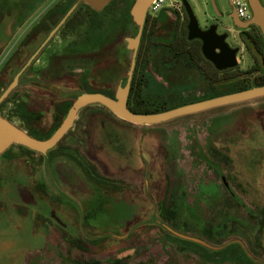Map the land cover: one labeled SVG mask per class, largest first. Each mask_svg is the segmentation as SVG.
I'll return each instance as SVG.
<instances>
[{
    "label": "rangeland",
    "instance_id": "374dc122",
    "mask_svg": "<svg viewBox=\"0 0 264 264\" xmlns=\"http://www.w3.org/2000/svg\"><path fill=\"white\" fill-rule=\"evenodd\" d=\"M50 1L13 30L0 0V94L19 69L13 54L25 61L47 34L39 29L25 39L34 19L50 3L70 6ZM186 1L201 28L217 18L209 0ZM226 1L213 0L219 13L229 10ZM133 3L111 0L101 13L82 4L17 80L0 118L43 140L85 90L113 97L130 68L125 38L137 33ZM9 4L13 11L17 4ZM231 26L222 21L217 32L229 29L226 43L246 71L253 60ZM69 43L75 47H64ZM164 52L154 47L148 55L146 100L173 105L233 92L229 86L209 91L186 56L164 65ZM52 53L68 56L55 70L47 62ZM21 108L36 115H21ZM242 220L260 225L264 247V97L151 126L128 125L88 105L45 155L18 144L0 154V264H252L243 255L242 263L229 259L234 245L212 252L168 232L215 247L241 239L251 249L252 230L240 229Z\"/></svg>",
    "mask_w": 264,
    "mask_h": 264
},
{
    "label": "water",
    "instance_id": "95a60500",
    "mask_svg": "<svg viewBox=\"0 0 264 264\" xmlns=\"http://www.w3.org/2000/svg\"><path fill=\"white\" fill-rule=\"evenodd\" d=\"M111 0H75L72 6L68 9L59 23L55 28L49 33L48 37L45 39L40 48L31 56L29 61L25 66L18 72V74L13 79L12 83L7 87V89L0 95V103L6 99L14 88L19 76L24 72L28 65L35 58L37 53L41 48L52 38L55 32L63 25V23L69 18V16L81 5L84 4L94 12L100 13L105 7L110 3ZM183 9L187 14L188 24H187V40H199L201 43V55L202 57L212 63L218 72L225 71L228 69L236 68V54L237 50L231 48L226 43L227 34L218 35L216 31V26L212 25L206 31H201L196 20V17L187 3L186 0H178ZM210 4L215 10V14L220 17L221 13L215 7L213 0H209ZM152 0H134L131 7V18L133 23L137 26V34L132 38H125L127 43V48L132 51L130 68L127 72V77L125 79L124 86L117 87L115 95L113 98L101 93H84L77 97L70 108L68 109L64 119L62 120L59 127L54 131V133L45 140H38L30 137L25 132L13 126L10 122L5 119L0 118V154H2L6 149H8L12 144H18L32 152L45 155L49 150L54 148L56 144L61 140V138L72 128L74 120L78 112L88 106V105H98L107 109L115 117L126 121L132 125H144L151 126L159 123H166L176 118L186 117L192 114L201 113L211 109H217L220 107H225L229 105H235L243 103L249 100H255L264 97V86L250 88L240 92H232L220 97H213L201 102H194L184 106H178L165 112H158L154 114H136L132 113L127 109L129 89L132 83L133 71L136 65L137 52L139 50V43L141 35L143 34L145 18L148 14V9ZM251 12V18L245 22L238 20L235 14V9L227 1L229 12L226 15V19L230 20L233 27L237 30H245L250 26L256 27L264 39V7L260 3V0H247L246 1ZM170 231V230H169ZM171 234L177 236V238L194 242V244L205 247L206 249L212 250V252L220 251L227 245H232L238 243L237 241L228 242L221 247H213L212 245L195 239V237H190L186 235L178 234L177 232L170 231Z\"/></svg>",
    "mask_w": 264,
    "mask_h": 264
},
{
    "label": "trees",
    "instance_id": "16d2710c",
    "mask_svg": "<svg viewBox=\"0 0 264 264\" xmlns=\"http://www.w3.org/2000/svg\"><path fill=\"white\" fill-rule=\"evenodd\" d=\"M87 8L92 12V9L89 7ZM186 35L187 31L182 26L180 28H178L177 25L173 27L172 22H168L164 18L158 19L157 17L146 16L141 40V48L137 55L136 69H134L132 83L129 89L128 104H126L127 109L130 112L144 115L154 114L191 103L183 100L181 103L179 102L169 105L162 102H151L141 96L143 70L147 66L148 55L154 47H164L165 52L163 55V63L167 66H171L178 57L186 56L189 63L198 70L197 72L199 76L206 81L209 88L208 90L211 92L228 86L232 87L234 93L250 88L252 89L264 86V39L256 27L250 26L248 29L242 31V36H240L241 42L245 45L253 60V67L246 71L240 70L237 66L236 68L218 72L212 63L202 57L201 43L199 40L188 41ZM85 92L99 93L100 91L92 92L87 89ZM69 105L70 104L66 106L63 113H60L62 119L65 117L68 109L70 108ZM98 107L107 111L112 117L117 119V117L111 114L104 107ZM24 116L28 115L24 114ZM121 121L127 123L126 121ZM61 122L62 121H56L53 127L54 129L52 131L50 130L43 140L49 138L59 127ZM127 124L131 125L129 123ZM67 133L64 136H66ZM28 135L32 138L40 139L36 137L35 134H32L31 131L28 132ZM26 150L31 152L28 149ZM220 179L225 187L227 183L224 177L221 176ZM232 198L242 206L244 205L237 196H233Z\"/></svg>",
    "mask_w": 264,
    "mask_h": 264
},
{
    "label": "flooded vegetation",
    "instance_id": "af4514ba",
    "mask_svg": "<svg viewBox=\"0 0 264 264\" xmlns=\"http://www.w3.org/2000/svg\"><path fill=\"white\" fill-rule=\"evenodd\" d=\"M9 1L10 0H2V2H1V5H8V7H6V10L5 9H2L3 10L2 18L4 19V17H6V20H8L10 22L11 29L17 30V29H20L23 26V24L26 21V19L32 15V14L30 15V13H35L34 11H36L41 5H43L42 3H47L50 0H20V1L19 0H14V3L17 4L15 6L14 10H13L14 12L10 8ZM53 1L54 0H51L50 2H53ZM70 1L71 0H68V2L66 3L67 6L70 5L69 7H67V9H63L61 7V4L60 5L52 6V4H54V3H50L49 6L46 9H44V11L45 10L46 11L45 12L43 11L42 13H40L34 19V22L32 23V25H30L29 32L25 36V39L27 40L28 38L35 36L34 33H37L39 31V29L45 31V28H46L47 29L46 30L47 31V34H46L44 40L39 44L38 47H36L34 49L33 53L25 61L21 62L22 61L21 60V57L18 54H16V53L13 54V56H14V58H13L14 66L19 67V69L17 71V74L25 66V64L29 61V59L31 58V56L40 48V46L43 44V42L45 41V39L48 37L49 33L55 28V26L59 23V21L62 19V17L68 11V9L75 2V0L74 1L72 0L73 2H70ZM263 3H264V0H263ZM179 4H180L179 10H173V11H169V12L162 11L157 16H151L150 14H147V16L157 17L159 19L160 18V15L165 12V14L168 15V16L166 18L165 17H163V18L165 20H167L168 22H172L173 27H175L177 25L178 28H180L182 26L187 31V24H188L187 14H186L185 10L183 9V7H182V5H181L180 2H179ZM78 8L69 16V18L63 23V25L55 32V34L52 36V38H54L58 33H60V30H62L65 27V25L70 22V20L72 19V15L75 14V12L78 10ZM93 12H94V10L92 9V13ZM228 12H229V10L227 12H221L220 11V13L222 14V16H220V17L217 16V18L213 22H210L205 28H201L199 26L200 30L201 31H206V30L209 29L210 26L215 25L216 26V31H218L219 24L221 25L222 24V21L229 22L230 23V26H231L232 25L231 21L228 20V19H226V15H227ZM60 13H63V14L59 15ZM94 13H97V12H94ZM12 26H17L18 28H16V27L14 28ZM231 28L233 29V26H231ZM136 29L138 30V28H136ZM109 31H111V29ZM242 31H244V30H240L239 31V36H238L240 42H241L240 36H242ZM228 32H229V29L227 28V29L224 30V32H222V33L217 32V34L218 35H223V34H227ZM187 35H188V32H187ZM187 35H186V37H187ZM132 37H134V36H132ZM132 37H130V38H132ZM24 40L21 41V44L23 42H25ZM50 40L41 48V50L37 53V55L32 60V62L28 65V67L24 70V72L19 76V78H21L22 76L28 74L30 68L36 62V60L38 59V57L44 52V50L46 48L50 47V45L48 44L50 42ZM141 40H142V35H141V39H140V43H139V50L141 48ZM64 47H69L70 48V47H75V46H73V43H69V44L64 45ZM126 47H127V43H126ZM139 50H138V52H139ZM130 52H132V51H130ZM138 52H137V55H138ZM67 59H68V56L66 57V53H64V54L63 53L62 54L52 53L51 55H49L47 57V62L49 63V66H51V67L53 66V68H50V69L55 70V68H58L61 64H65ZM136 64H137V58H136ZM135 69H136V65H135ZM50 71L45 72V73L46 74L47 73L49 74ZM45 73L43 72L42 74L44 75ZM133 73H134V71H133ZM38 76H39V74H38ZM4 79H5V77L3 78V76H2L1 80H4ZM13 79H12V81H13ZM12 81H11V83H12ZM7 87L2 91V93L7 89ZM44 91H46L48 93H51L48 90H44ZM87 93H89V92H87ZM114 95H115V93H114ZM9 96H10V94L6 97V99ZM113 97H110V98H113ZM6 99H4L3 101H5ZM3 101L0 103V107H1V104L3 103ZM19 106L21 107L23 105L21 104ZM24 114H26L28 116L36 115V113H31V112H28V111H23V109L21 108V115H24ZM225 187L229 191L228 184H226ZM229 192L231 194V197H233L234 194H232L231 191H229ZM244 209H245V207H244ZM249 216L250 215H248V217ZM242 221L243 222H241L238 225L240 227V229L244 230L245 232L250 231V229L252 230L251 231L252 232V235L250 236V238H251V242H250L251 249H249L247 247V245L244 244V241L241 240V239L232 240V241H237L238 243H234L232 245L229 244V245L225 246L224 248H227L228 246H233L234 245V246L238 247V249H237L236 252L234 251V253L231 256H229V259L230 260L234 259V260L239 261L240 259H239L238 256H242L243 255V257H245L247 259V261L251 262L252 264H264V247H263V244H262L261 239H260V236L262 235V233H261L262 230H261L260 225H258V223L256 224L254 222V225L253 226H248V224L245 222V220H242ZM170 231H173V230H170ZM170 231H168V232L170 233ZM174 232H176V231H174ZM181 235H183V234H181ZM190 237H192V236H190ZM195 239H197V238H195ZM232 241H230V242H232ZM228 242H226V243H228ZM195 245H197V244H195ZM210 245H212V244H210ZM198 246H200V245H198ZM200 247H202V246H200ZM213 247H215V246H213ZM203 248L206 249L205 247H203ZM224 248H222L221 250H223ZM206 250H209V249H206ZM239 254H241V255H239ZM240 263H242V262H240ZM226 264H228V262Z\"/></svg>",
    "mask_w": 264,
    "mask_h": 264
},
{
    "label": "built area",
    "instance_id": "2783aa9c",
    "mask_svg": "<svg viewBox=\"0 0 264 264\" xmlns=\"http://www.w3.org/2000/svg\"><path fill=\"white\" fill-rule=\"evenodd\" d=\"M247 0H230V3L235 9V14L238 17V20L245 22L251 18V12L249 10ZM180 4L178 0H152L148 14L151 16H157L162 11H173L179 10Z\"/></svg>",
    "mask_w": 264,
    "mask_h": 264
},
{
    "label": "crops",
    "instance_id": "0c3cea01",
    "mask_svg": "<svg viewBox=\"0 0 264 264\" xmlns=\"http://www.w3.org/2000/svg\"><path fill=\"white\" fill-rule=\"evenodd\" d=\"M165 11V10H164Z\"/></svg>",
    "mask_w": 264,
    "mask_h": 264
}]
</instances>
